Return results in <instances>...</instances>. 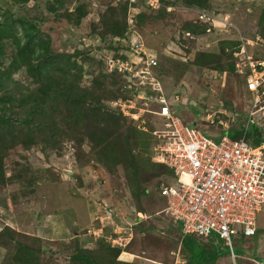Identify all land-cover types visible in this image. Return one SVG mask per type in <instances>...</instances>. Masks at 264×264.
Listing matches in <instances>:
<instances>
[{
    "label": "rangeland",
    "instance_id": "rangeland-1",
    "mask_svg": "<svg viewBox=\"0 0 264 264\" xmlns=\"http://www.w3.org/2000/svg\"><path fill=\"white\" fill-rule=\"evenodd\" d=\"M59 1L63 6L54 11L51 6L56 5V0H0V20L4 16L24 19L49 35L53 50L80 52L77 61L83 67L81 86L90 88L93 79H97L102 82L97 93L106 98L126 93L122 91L121 76L106 65L109 55L140 64L146 56H154L157 65L148 69L155 78L154 86L144 92L141 85L142 90L131 100L143 108L139 109L140 114H144L150 128L160 127L162 120L153 116L156 99L151 100L147 94L162 88L173 113L185 123L195 122L197 127L217 133L219 120L229 128L244 121L250 134L246 141L264 157V145L253 144L258 137L264 139V119L257 113L248 120L253 92L234 72L201 68L193 62L197 52L218 53L223 44L229 46L225 49L229 52L233 47L229 42L233 40L250 41L248 53L253 59L264 61V24L260 19L264 0H208L206 9L187 7L182 0ZM126 2L129 4L125 12L120 7ZM80 3L86 9L80 25L74 26L56 15L66 16ZM160 5L164 10L158 11ZM139 13L143 14L142 19L137 17ZM186 22L204 24L206 31L185 32ZM116 24L125 27L120 37L106 31L107 26ZM133 66L138 70L142 67ZM132 77L125 74L133 86L137 81ZM7 84L14 94H19L31 82L20 69L12 73ZM103 102L108 110H114L111 98H104ZM128 108L124 107L125 114H129ZM208 115L211 117L207 119ZM133 140L130 134L134 154L147 160L151 152L147 148L141 153ZM57 144L52 148L38 143L31 149L17 144L5 152L6 176L14 177L5 187L6 192L0 194V264H20L12 259L20 247H28L34 253L33 264H85L76 255L87 257L86 264H183L188 260L190 252L181 244L180 225L163 211L165 199L157 189L171 176L164 173V167L155 165L151 172L140 174L141 186L148 192L136 197L127 186L121 165L108 169L103 166L88 139L79 144L62 134ZM15 173H21L19 178H15ZM29 179L33 181L31 187L27 186ZM29 187L34 191L29 192ZM137 210L144 211L145 217L134 219ZM256 221L257 233L253 237H233V249L240 252L237 257H231L229 248L220 240L214 243L221 254L208 264H264V208L257 213ZM93 230L99 235H93ZM115 236L131 238L126 247H114L120 248L119 254L107 246L114 244ZM195 238L205 248L209 246L206 237Z\"/></svg>",
    "mask_w": 264,
    "mask_h": 264
},
{
    "label": "trees",
    "instance_id": "trees-1",
    "mask_svg": "<svg viewBox=\"0 0 264 264\" xmlns=\"http://www.w3.org/2000/svg\"><path fill=\"white\" fill-rule=\"evenodd\" d=\"M27 1L22 0V2ZM182 1L190 8H208V0ZM127 4L129 2H126L125 6L120 7L125 12L127 11ZM62 6L63 2L56 0V5L51 6V8L55 11ZM161 7L160 5L158 11L164 8L161 9ZM56 15L58 17H65L74 26H78L86 15L85 5L82 3L77 4L66 16H62L60 13ZM137 17L142 19L143 14L139 13ZM260 19L264 24V12L261 14ZM102 21L106 24L105 17L102 18ZM18 26H20L19 31ZM184 29H186L185 32L196 34L206 31L204 24L203 26H196L188 22L184 24ZM106 31L114 37H120L125 32V27L117 24L109 25L106 27ZM229 43L233 46L229 52L225 50L229 46L223 44L218 53L208 51L197 52L193 62L201 68L212 69L218 72H234L246 83L244 75L237 72L235 66L236 58L233 55V52L236 50L235 47L239 46L241 41L233 40ZM78 55H80L78 51L59 52L53 50L49 35L43 33L39 27L31 22L24 19H15L12 16H4L0 20V194L6 192L5 189L9 181L14 177L6 176L4 156L7 149L13 148L17 144H20L24 149H31L35 145H38V143L56 148L58 147V136L62 134L69 137V140H74L79 144L84 138L88 139L97 161L102 163L107 169L121 165L124 172H126L127 186L134 192L133 195L136 197L144 196L148 192L147 188H142L141 186L140 174L143 171L151 172L155 165H159L164 167L166 170L164 173L167 176L172 173L153 157L155 136L151 131L155 126L150 128L143 116L144 114H140V104L137 103L135 107H129V114H125L121 108V104H127L132 100V96L137 95L142 90L138 78L132 77L133 80L137 81L136 85L133 83L132 86L126 81L125 72L112 71V73L121 76L122 91L125 90L127 94L125 93V95L121 96L115 95L114 97L111 94L106 98L97 93V89L102 86V82L97 79H93L92 87L90 88L81 86L80 81L83 75V67L77 61ZM108 57L116 58L118 56L115 54ZM121 57L123 58V56ZM20 69L24 70L31 84L24 88L22 87L18 91L19 94H14L8 88L7 83L12 80V73ZM128 84H130L131 89L130 87L129 89L126 88ZM94 87H96V92L93 91ZM144 88V92H146L152 86L146 84ZM156 95L157 91L155 90H151L147 94V96H151V100ZM104 98L105 100L111 98L114 110L110 111L106 108L103 102ZM132 114H137L138 118H133ZM153 116L157 117L156 115ZM261 118L264 119V116ZM193 124L194 122L189 123L190 126H193ZM142 125L146 129H143ZM63 126L66 128L63 129ZM218 126L217 133L213 132V130L205 131L200 129L213 139H217L223 133H227L232 139H239L243 134H245L246 139L250 137V134L245 130L244 121H241L238 127L230 126V128L224 129L221 124H218ZM130 134L135 138L133 145H136L141 153L145 152L147 148L151 152L150 154L148 153L147 160H140L134 154L133 148L129 144ZM150 144H152L151 147ZM253 144L256 146L264 145V139L258 137L253 140ZM142 162L147 167L143 166ZM23 170H26V168ZM20 174L15 173L13 175H15V178H19ZM29 185L30 187L33 185L31 179H29L27 186ZM157 185L159 186V184ZM157 189L159 192L158 187ZM28 191L33 192L34 190L30 188ZM137 212L145 215V212L142 210H137ZM133 218L139 219L136 214L133 215ZM179 230L182 238L181 244L190 252L188 260L183 264L213 263L221 254L217 245L220 239L214 234L206 237L210 241L209 246L205 248L196 240L195 237L198 236L192 234L184 235L181 232V228ZM254 235L250 236V238ZM216 241L217 244L214 243ZM107 246L112 251L115 250L118 254L120 253V248ZM233 252L236 257L240 254V252H235L234 249ZM33 254L28 247H20L13 254L12 259L20 264H33L36 260ZM75 258L83 261L85 264L89 262L87 257L76 255ZM120 264L131 263L122 262Z\"/></svg>",
    "mask_w": 264,
    "mask_h": 264
},
{
    "label": "built area",
    "instance_id": "built-area-1",
    "mask_svg": "<svg viewBox=\"0 0 264 264\" xmlns=\"http://www.w3.org/2000/svg\"><path fill=\"white\" fill-rule=\"evenodd\" d=\"M248 43L250 41L241 40L233 55L237 72L244 75L253 92L249 120L257 113L264 116V61L252 58L247 51ZM156 64L154 56H146L142 64L120 57L106 60L111 71L129 73L139 79L140 85L154 86L155 78L148 69L152 70ZM133 65L142 67L138 70ZM145 80L149 83H144ZM154 98L157 110L152 113L162 119V125L151 131L155 136L153 157L172 172L168 182L159 186L160 196L166 203L163 211L180 224L184 235L214 234L229 248L231 257H235L233 237L254 235L257 213L264 208V157L246 141L245 134L232 139L223 133L213 139L196 124L185 123L173 113L162 88ZM126 106L135 107L130 101V104H121L123 111ZM132 117L137 119L138 115L132 114ZM213 122L211 119L210 124ZM219 123L224 129L228 128L223 120ZM142 128L146 129L143 125ZM138 217L145 216L140 213ZM92 233L99 235L94 230ZM130 240L115 236L110 246L123 248Z\"/></svg>",
    "mask_w": 264,
    "mask_h": 264
},
{
    "label": "clouds",
    "instance_id": "clouds-1",
    "mask_svg": "<svg viewBox=\"0 0 264 264\" xmlns=\"http://www.w3.org/2000/svg\"><path fill=\"white\" fill-rule=\"evenodd\" d=\"M120 58H122V57H120ZM122 59H125V58H122ZM172 109V108H171ZM173 110V109H172ZM174 111V110H173ZM159 119L160 120H162L160 117H159ZM195 123V122H194ZM196 124V123H195ZM112 247V246H111ZM126 247V246H125ZM114 248V247H113ZM124 248V247H123Z\"/></svg>",
    "mask_w": 264,
    "mask_h": 264
},
{
    "label": "crops",
    "instance_id": "crops-1",
    "mask_svg": "<svg viewBox=\"0 0 264 264\" xmlns=\"http://www.w3.org/2000/svg\"><path fill=\"white\" fill-rule=\"evenodd\" d=\"M42 198H43V197H42ZM41 202H43V201H41ZM41 202H39V203H41ZM140 213H141V212H138L137 215L140 216ZM138 218H139V217H138ZM140 218H141V217H140ZM39 236H40V235H39Z\"/></svg>",
    "mask_w": 264,
    "mask_h": 264
},
{
    "label": "water",
    "instance_id": "water-1",
    "mask_svg": "<svg viewBox=\"0 0 264 264\" xmlns=\"http://www.w3.org/2000/svg\"><path fill=\"white\" fill-rule=\"evenodd\" d=\"M195 124V123H194Z\"/></svg>",
    "mask_w": 264,
    "mask_h": 264
}]
</instances>
